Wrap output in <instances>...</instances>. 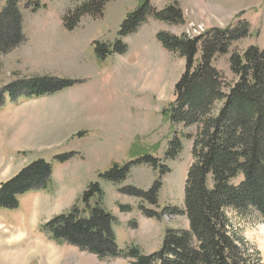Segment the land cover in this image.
<instances>
[{
  "label": "rangeland",
  "instance_id": "1",
  "mask_svg": "<svg viewBox=\"0 0 264 264\" xmlns=\"http://www.w3.org/2000/svg\"><path fill=\"white\" fill-rule=\"evenodd\" d=\"M36 1L42 8L35 12L29 10L30 0L17 5L24 42L0 56V92L15 81L41 77L76 84L16 108L10 106L7 93L2 95L0 184L38 160L49 165L51 182L45 191L18 197L16 213L0 212V264H130L121 257L100 260L67 243L50 241L39 227L73 205L80 206L87 187L98 184L103 206L114 219L111 230L121 251L135 247L150 255L159 250L167 230L188 228L184 215L169 212L183 211L197 128L175 125L164 113L174 100V86L185 61L164 49L156 36L196 38L213 28L247 23V37L212 62L229 86L235 82L230 54L241 55L250 47L264 50V0H147L156 11L176 5L181 21L167 24L149 17L125 37L118 35L123 21L145 0H112L100 17L84 16L71 31L64 28V16L88 0L31 3ZM5 2L0 0V10ZM25 34H30V41ZM117 40L126 46L123 54H110L104 60L96 57L94 44L113 48ZM30 50H39L46 61L36 60L29 76L23 69L32 63ZM174 136L180 139L181 151L174 160L165 161L163 153ZM146 158L158 160L169 172L159 177L158 171L142 163ZM114 165H129L123 180L104 178ZM158 179L161 187L155 206L125 192L134 188L146 193ZM144 211L155 216L147 218ZM225 214L231 226L227 230L232 238L242 240L245 256L258 252L264 264V220L255 214L239 217L228 210Z\"/></svg>",
  "mask_w": 264,
  "mask_h": 264
},
{
  "label": "trees",
  "instance_id": "2",
  "mask_svg": "<svg viewBox=\"0 0 264 264\" xmlns=\"http://www.w3.org/2000/svg\"><path fill=\"white\" fill-rule=\"evenodd\" d=\"M19 1L6 0L0 10V56L24 42ZM32 1L30 11L42 8L38 1ZM110 1L88 0L64 16V28L73 30L84 16L100 17ZM149 17L167 24L181 21L176 5L156 11L145 0L123 21L119 37L135 33ZM247 26L240 21L231 28L210 29L196 38H176L166 33L156 36L164 49L178 53L185 61L184 71L174 86V100L164 113L175 125L197 128L191 148L192 164L186 174L183 211L169 212L184 215L188 228L167 230L159 250L150 255L141 254L135 247L121 251L111 230L114 219L103 206V193L98 184H90L81 196V208L73 205L39 227L48 240L67 243L100 260L121 257L130 264H261L258 252L245 256L242 240L230 236V221L225 213L232 211L239 217L255 214L264 220V50L250 47L241 55L230 54L229 69L235 82L229 86L212 65L215 56L227 55L230 45L247 37ZM94 45L99 60L126 51L118 40L113 48ZM75 84L49 77L18 80L0 92V107L3 93L13 101L51 95ZM181 148L180 139L174 136L163 159L174 160ZM141 161L158 171L159 177L169 172L156 159ZM128 169L129 165H114L104 178L123 180ZM50 175L49 165L38 160L0 184V212L16 213L20 208L18 197L47 190ZM160 184L158 179L146 193L134 188L125 192L155 206ZM143 213L147 218L155 216L149 211Z\"/></svg>",
  "mask_w": 264,
  "mask_h": 264
},
{
  "label": "crops",
  "instance_id": "3",
  "mask_svg": "<svg viewBox=\"0 0 264 264\" xmlns=\"http://www.w3.org/2000/svg\"><path fill=\"white\" fill-rule=\"evenodd\" d=\"M22 26H23V23H22ZM24 32H25V30H24ZM25 36L27 37V39H28V41H30L31 40V38H30V34H25ZM32 42V41H31ZM18 51V50H17ZM31 52H32V54L33 55H31V57H32V60L30 61V62H32V63H30V64H27V67L26 68H22L23 70H24V72H28L29 70L31 71V72H33V71H35V69H36V64L34 63L36 60H38V61H46L45 59H44V55H41L40 54V52H38L39 50H35V51H33V50H30ZM17 53V52H16ZM13 56V55H12ZM48 56V55H47ZM50 56V55H49ZM49 59H51V58H49ZM1 64V63H0ZM1 66V65H0ZM27 75H31V74H29V73H27ZM11 107H13V108H16V107H14V106H11Z\"/></svg>",
  "mask_w": 264,
  "mask_h": 264
},
{
  "label": "bare ground",
  "instance_id": "4",
  "mask_svg": "<svg viewBox=\"0 0 264 264\" xmlns=\"http://www.w3.org/2000/svg\"><path fill=\"white\" fill-rule=\"evenodd\" d=\"M49 253H50V252H49ZM49 255H51V253H50Z\"/></svg>",
  "mask_w": 264,
  "mask_h": 264
}]
</instances>
